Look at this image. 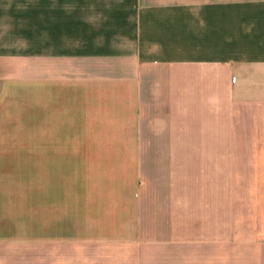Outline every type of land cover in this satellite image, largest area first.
I'll return each instance as SVG.
<instances>
[{
    "label": "crops",
    "instance_id": "obj_1",
    "mask_svg": "<svg viewBox=\"0 0 264 264\" xmlns=\"http://www.w3.org/2000/svg\"><path fill=\"white\" fill-rule=\"evenodd\" d=\"M7 3L0 83L34 81L35 141L0 142V264L251 262L236 167L264 159V0Z\"/></svg>",
    "mask_w": 264,
    "mask_h": 264
},
{
    "label": "rangeland",
    "instance_id": "obj_2",
    "mask_svg": "<svg viewBox=\"0 0 264 264\" xmlns=\"http://www.w3.org/2000/svg\"><path fill=\"white\" fill-rule=\"evenodd\" d=\"M7 1V4H14L12 6H18V9L27 10L26 14L33 15L34 0ZM28 26L29 29H33V23H27ZM33 41V37L27 38L26 48L31 53L25 54V58H20V61H26L28 78L33 77L34 74ZM1 85L0 83V142H34V81L12 83L4 92ZM250 152L252 154L250 165L236 167L240 179L244 180L238 183V190H245L243 198V192H240V197L237 198L236 215L240 220L237 223L236 236L242 240L249 239L251 244L236 245L235 253L237 256L250 255L251 262H236V264H264V164H262L264 159L258 160L253 156L258 151ZM246 190L250 191V196H247ZM16 232L11 231L10 235L16 236ZM256 259L257 261H254Z\"/></svg>",
    "mask_w": 264,
    "mask_h": 264
}]
</instances>
